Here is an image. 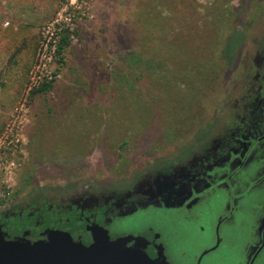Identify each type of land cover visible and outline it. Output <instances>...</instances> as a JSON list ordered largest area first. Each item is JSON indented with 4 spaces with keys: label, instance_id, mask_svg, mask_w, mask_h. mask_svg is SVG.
Instances as JSON below:
<instances>
[{
    "label": "rangeland",
    "instance_id": "rangeland-1",
    "mask_svg": "<svg viewBox=\"0 0 264 264\" xmlns=\"http://www.w3.org/2000/svg\"><path fill=\"white\" fill-rule=\"evenodd\" d=\"M57 20L59 39L68 36L70 46L61 55L59 43L48 62L50 91L33 95L43 32ZM0 24V212L38 188L94 195L126 190L147 172L156 176L215 127L246 68L264 58L257 56L264 0H90L81 8L70 0H0ZM211 55L219 74L210 88L209 79L196 80L194 67ZM198 212L199 220L186 221L149 211L119 226H156L171 263L194 264L214 243L210 211ZM239 256L225 245L202 264H232Z\"/></svg>",
    "mask_w": 264,
    "mask_h": 264
},
{
    "label": "flooded vegetation",
    "instance_id": "flooded-vegetation-1",
    "mask_svg": "<svg viewBox=\"0 0 264 264\" xmlns=\"http://www.w3.org/2000/svg\"><path fill=\"white\" fill-rule=\"evenodd\" d=\"M259 47L257 56L264 52V42ZM245 72L215 127L178 150L156 176L147 172L126 190L101 189L94 195L74 187L62 194V189L43 193L38 188L26 201L0 212L2 235L35 242L46 239L47 231L60 230L89 246L95 242L92 229H103L111 241L135 237L127 247L144 251L157 264L165 263L163 258L172 264L164 235L156 226L122 229L119 222L149 211L199 220L203 214L198 211L207 210L214 243L194 264H202L206 255L225 245L240 255L232 264H259L264 259V58H256ZM219 201L221 208L212 210ZM240 218L247 226L242 231ZM248 222L254 223L253 228Z\"/></svg>",
    "mask_w": 264,
    "mask_h": 264
},
{
    "label": "water",
    "instance_id": "water-1",
    "mask_svg": "<svg viewBox=\"0 0 264 264\" xmlns=\"http://www.w3.org/2000/svg\"><path fill=\"white\" fill-rule=\"evenodd\" d=\"M92 230L95 242L89 246L60 230L47 231L46 239L35 242L25 236L7 240L0 231V264H157L144 251L127 247L135 237L111 241L107 231Z\"/></svg>",
    "mask_w": 264,
    "mask_h": 264
},
{
    "label": "built area",
    "instance_id": "built-area-1",
    "mask_svg": "<svg viewBox=\"0 0 264 264\" xmlns=\"http://www.w3.org/2000/svg\"><path fill=\"white\" fill-rule=\"evenodd\" d=\"M89 1L90 0H70V6L81 8L82 4H88ZM61 21L62 20H57L53 27H48V29L43 32L44 42L42 43V48L39 53L38 63L32 71L30 90L41 88L43 85L52 83L55 79V76L48 68V62L56 56L58 45L62 40L59 39V33L63 25Z\"/></svg>",
    "mask_w": 264,
    "mask_h": 264
},
{
    "label": "trees",
    "instance_id": "trees-1",
    "mask_svg": "<svg viewBox=\"0 0 264 264\" xmlns=\"http://www.w3.org/2000/svg\"><path fill=\"white\" fill-rule=\"evenodd\" d=\"M158 1V0H157ZM235 12L234 9H231L230 10V13ZM222 13L219 12V18H217L215 20V23L219 21H222L225 17H228V14L229 13V10H226L225 12L224 11H221ZM156 23H157V20L152 18L150 19V25L156 29ZM225 23V21H223V24ZM151 42H155L156 41V36H153L151 39H150ZM70 46V41H69V38L68 36H64L61 40V43H60V46H59V53L62 55L64 54V52L66 51V49ZM168 59V58H167ZM213 56L211 55V60L209 61L208 58L207 59H203V60H200L199 62H197V64L195 65L194 67V72H195V75H197L196 77V80H200L202 82L205 83V81H207L208 79L210 80V88H211V85L213 84L214 85V81H215V75L218 76L219 74V70L217 71V68L218 66H214V63H213ZM15 64V63H14ZM212 66L214 69L210 72H207V67L209 66ZM157 67H160V64L156 65ZM206 84V83H205ZM52 84H46V85H43L41 88H39L37 91H35L33 93L34 94H37V93H47L50 91V89L52 88Z\"/></svg>",
    "mask_w": 264,
    "mask_h": 264
},
{
    "label": "crops",
    "instance_id": "crops-1",
    "mask_svg": "<svg viewBox=\"0 0 264 264\" xmlns=\"http://www.w3.org/2000/svg\"><path fill=\"white\" fill-rule=\"evenodd\" d=\"M0 27H1V24H0ZM0 29H1V28H0ZM3 33H4V31H3ZM3 33H2V34H3ZM1 59H2V56H1V54H0V66H1V64H2Z\"/></svg>",
    "mask_w": 264,
    "mask_h": 264
}]
</instances>
